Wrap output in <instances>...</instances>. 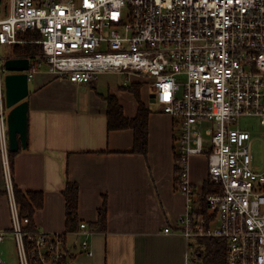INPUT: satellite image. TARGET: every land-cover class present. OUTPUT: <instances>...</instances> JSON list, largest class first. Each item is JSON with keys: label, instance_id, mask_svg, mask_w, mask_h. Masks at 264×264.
Segmentation results:
<instances>
[{"label": "built area", "instance_id": "2783aa9c", "mask_svg": "<svg viewBox=\"0 0 264 264\" xmlns=\"http://www.w3.org/2000/svg\"><path fill=\"white\" fill-rule=\"evenodd\" d=\"M29 31L40 38L19 37ZM27 42L42 47L41 56L29 57V82L36 71L31 61L45 62L49 74L75 85L92 84L106 72L125 74L128 82L133 75L149 77L154 102L178 129L177 182L187 198L178 221L182 235L224 240L226 264H264V171L253 165L251 135L239 123L254 117L264 127V0H0V46L12 52ZM5 75L0 55L9 233L19 264H61L64 234L28 229L30 220L21 217L15 198ZM193 157L205 160V182L217 188L204 198L207 213L195 212L201 206L200 189L190 181ZM4 236L0 232V243ZM81 246L88 249L86 239Z\"/></svg>", "mask_w": 264, "mask_h": 264}, {"label": "crops", "instance_id": "0c3cea01", "mask_svg": "<svg viewBox=\"0 0 264 264\" xmlns=\"http://www.w3.org/2000/svg\"><path fill=\"white\" fill-rule=\"evenodd\" d=\"M101 75L92 84L75 85L36 70L29 82L27 144L13 157L12 177L20 191L43 193V206L33 216L35 229L66 232L63 190L70 181L78 185V220L86 228L66 234L67 264L201 263L193 254L195 242L182 235L178 223L187 198L176 191L172 117L152 112L142 99L150 111L147 153L134 152L131 129L108 131L106 98L114 96L127 118L136 116L138 104L128 105ZM206 177L205 160L191 158L192 185L200 189ZM4 189L0 154V232L6 233L11 217ZM103 207L106 230L93 232L90 225ZM84 239L88 249L81 246Z\"/></svg>", "mask_w": 264, "mask_h": 264}, {"label": "trees", "instance_id": "16d2710c", "mask_svg": "<svg viewBox=\"0 0 264 264\" xmlns=\"http://www.w3.org/2000/svg\"><path fill=\"white\" fill-rule=\"evenodd\" d=\"M20 38L27 41L38 40L40 37L32 32H26L19 35ZM12 58H29L35 56H41L42 47L35 43H24L22 45H15L12 48ZM142 83L132 82L129 86L123 87L125 90H129L134 94L135 99L138 103L137 114L134 118H127L124 116L122 106L119 104L118 100L112 96H107V128L108 131H119L131 129L134 135V145L133 151L142 155H146L148 146V120L150 111L141 102L140 89ZM20 148L18 152H9V161L12 170L13 157L21 152ZM217 191V188L209 185L205 182L200 188L198 193V202L201 208L195 207L196 214L207 213V206L205 205L204 198L211 193ZM14 193L17 204L20 208V213L22 218H29L30 223L28 229L36 230L33 224L34 213L41 209L43 206V193L42 192H22L14 185ZM63 196L65 199L66 206V232L64 233V239L66 234L75 232L76 228L80 227V222L78 220V205H79V188L74 182L67 181L65 188L63 190ZM106 214L105 207L99 210L98 221L90 225V229L93 232H103L106 230ZM192 244L193 254L197 255L202 264H226V243L224 240L218 238H201ZM68 254V251H67ZM68 257H64L61 264H67Z\"/></svg>", "mask_w": 264, "mask_h": 264}, {"label": "rangeland", "instance_id": "374dc122", "mask_svg": "<svg viewBox=\"0 0 264 264\" xmlns=\"http://www.w3.org/2000/svg\"><path fill=\"white\" fill-rule=\"evenodd\" d=\"M0 55L2 58V64L5 61V58L12 56L10 50L6 46H0ZM34 64L37 73H46L49 66L42 62L39 66L36 62L31 61ZM110 73L108 76H104V74H100L101 78H106V84L114 88L118 93L123 96L128 105H135L137 107V101L133 93L129 90L123 89L124 86H129L131 82H140L142 83L141 92H142V100L152 112H159L164 114L162 107L155 103L150 102L149 95L154 92V88L152 86V80L149 77H137L135 75L131 76L130 81H126L125 74L119 73ZM99 75V76H100ZM33 82V79H32ZM32 83H30L31 85ZM8 113V109H6V115ZM240 128L249 132L251 135V142H250V152L253 157V165L258 168L259 171H264V127L260 126L259 118L254 117H242L239 120ZM175 135L178 137V129L175 127ZM174 164L175 167L178 168V157H177V148H175V155H174ZM175 168V169H176ZM178 177V173H177ZM176 191L181 194L179 189L176 187ZM182 195V194H181ZM197 203V201H195ZM3 232V231H1ZM5 233V232H3ZM0 264H19V256L15 244V240L13 235L6 231L4 236V242L0 244ZM191 264H201L198 263H191Z\"/></svg>", "mask_w": 264, "mask_h": 264}, {"label": "water", "instance_id": "95a60500", "mask_svg": "<svg viewBox=\"0 0 264 264\" xmlns=\"http://www.w3.org/2000/svg\"><path fill=\"white\" fill-rule=\"evenodd\" d=\"M7 140L9 152L16 153L25 149L27 144L29 81V58H6L3 63ZM154 102V94L150 95Z\"/></svg>", "mask_w": 264, "mask_h": 264}]
</instances>
